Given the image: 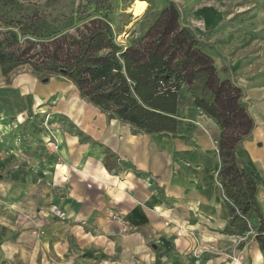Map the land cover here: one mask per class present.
I'll use <instances>...</instances> for the list:
<instances>
[{
    "label": "crops",
    "instance_id": "1",
    "mask_svg": "<svg viewBox=\"0 0 264 264\" xmlns=\"http://www.w3.org/2000/svg\"><path fill=\"white\" fill-rule=\"evenodd\" d=\"M122 2L111 0L116 20L123 13ZM150 2L156 11L166 5V0ZM114 25L124 30L131 23ZM28 79L17 86L28 83L32 94L43 87L32 75ZM26 93L0 87V264H43L49 250L42 238L59 237V220L71 227L66 235L70 231L89 241L111 238L109 246L115 245L130 264H235L219 253L220 241L232 245L234 239L219 233L229 216L217 178L220 158L214 142L220 129L212 119L193 107H181L176 134L132 135L116 120L107 127L98 109L81 106L77 99L53 106L68 122L54 116L51 107H39L47 108L49 130L37 127L38 132L28 136L16 130L28 117ZM50 97L42 99L46 103ZM244 100L257 125L244 152L248 164L262 175L264 125L258 121H264V92L252 106L247 97ZM44 136H50L52 147L43 145ZM27 138L28 145H21ZM255 142L263 147L257 149ZM28 148L42 155L41 163L27 156ZM155 182L165 190L163 198L157 197ZM44 222L49 228L43 232ZM156 241L161 244L159 255L152 245ZM58 244L51 245L52 256ZM251 250V255L247 249L239 254L241 263L250 259L251 264H263L257 243Z\"/></svg>",
    "mask_w": 264,
    "mask_h": 264
},
{
    "label": "trees",
    "instance_id": "2",
    "mask_svg": "<svg viewBox=\"0 0 264 264\" xmlns=\"http://www.w3.org/2000/svg\"><path fill=\"white\" fill-rule=\"evenodd\" d=\"M76 1L46 0L43 5L41 0H0V9L5 10L1 12H7L9 6L24 12L34 6L42 8L44 15L32 19L35 23L45 20L49 29L73 21L48 36L53 39L49 44L42 45L52 47L51 52L47 50L51 61L47 70L30 74L38 80L54 78L70 83L82 101L108 120L128 125L132 135L176 134L178 109L184 105L212 119L221 131L217 178L229 216L224 234L245 231V221L255 217L254 239L264 251V214L257 201L260 186L243 167L240 154L245 153L243 146L257 127L242 88L232 76L219 78L205 44L182 22V10L173 0H166L159 11L147 10L141 17L146 26L143 35L123 49L114 43L111 26L116 14L111 0L108 14L85 24L86 34L78 40L69 34L59 36L78 23L75 20L82 4ZM5 40L7 46L15 45L16 34Z\"/></svg>",
    "mask_w": 264,
    "mask_h": 264
},
{
    "label": "rangeland",
    "instance_id": "3",
    "mask_svg": "<svg viewBox=\"0 0 264 264\" xmlns=\"http://www.w3.org/2000/svg\"><path fill=\"white\" fill-rule=\"evenodd\" d=\"M29 1L33 2L34 0ZM109 1L110 0H107L106 3H101L104 1L99 0L76 1L77 5L79 3L82 4L79 15L75 20L78 21V23L64 31V33H61L59 36L69 34L72 39L78 40L82 35L86 34L84 28L85 24L90 23L92 20L102 19L98 17V15L106 16L108 14V7H110L108 4ZM133 1L134 0L123 1V13L119 15L120 19H114L113 21L118 24H121V22H128L131 23V25L124 30L117 29L114 24L111 26L114 43L122 49L125 46L136 43L146 29L142 18L139 20H133L132 15L128 11V7ZM143 1L147 3V10L153 9V3L149 4L147 2L148 0ZM174 2L182 10V22L191 26L199 36L200 40L205 44V51L212 56L219 78H231L232 75V78L238 86L242 88L245 97H247L251 106L254 101L261 100V94L264 92V0H174ZM41 3L45 5L46 0H41ZM41 10L42 8L38 7L37 9V6L26 10V12L13 6H9L7 12H1L5 10L0 9V87L13 89L17 92L27 90L26 102L29 106V112L26 116L28 117L24 123H22L21 127H16V130L19 133L22 132L21 134H28V136H33V133L38 132L37 127L49 130L47 128V108L45 111H39V107H51V110L57 113L54 116L59 117L60 120L62 119L65 122H68L65 115L62 114L61 111H56L53 106L56 105L57 102L60 103L62 101L65 103L68 100L77 102V99H80L73 85L54 78H51L47 83H42V80L36 79L37 86L43 87L38 88L37 90L40 89L39 91H36V88H34L35 98L34 94H32L33 91L29 93L33 87L31 88L28 83L17 86L18 81L29 80L28 77L31 76L30 73L32 71L39 73L47 70L48 66L51 64V61L47 59V50L51 52L52 47L47 49L46 47L43 48L42 45L49 44L53 39H48V36L56 31H61L60 27L73 24V21L66 20L63 22V25H54L53 29H49V25L45 20L37 21L35 23L33 20L34 18L36 19L39 16L44 15L41 13ZM147 10L146 13L148 12ZM34 13L35 16H32ZM32 17L34 18L32 19ZM12 34H16V44L7 46L5 39L10 38ZM120 36L122 37L120 38ZM128 40L130 41V44ZM118 55L119 54H116L117 57ZM25 87H27V89H25ZM258 95L260 96L258 97ZM49 96L51 97L45 103L43 99H47ZM80 101L82 102L81 106L87 104L81 99ZM258 105L259 104H257V106ZM181 107L185 108L191 106L184 105ZM181 107H179V109ZM36 111L38 113H36ZM50 113V110H48V114ZM105 120L108 127L109 121L116 119L108 120L105 116ZM258 123L264 125V121H258ZM45 133L47 134L48 132L45 131ZM220 133L218 139L214 142V147L218 155ZM48 138L49 141H46ZM90 140L95 145L100 146L101 144L93 139ZM28 141V138L27 141L22 139L20 144L28 145ZM42 142L44 146L52 147L53 145L50 136H44ZM252 142L253 135L245 143L243 150L245 151L246 145ZM254 144L257 149L263 147L261 142H255ZM27 150L28 157H35L39 160L38 163H41L40 159L42 155L40 153L32 154L34 151H29V148ZM240 154L243 158V167L259 182L261 192L257 195V201L264 214V173L259 175V172L255 170V167L248 164V159L245 156V153L242 154V152H240ZM170 158L173 163H176V153L172 152ZM115 159L118 158L112 156V160L114 161ZM14 160H16V158H14ZM24 164L25 163H23V165ZM219 186L222 200L225 202L220 183ZM155 187L157 197L163 198L166 196L165 190L159 188L156 182ZM245 222L247 229L243 232L233 235L224 234V229L219 232L220 235L234 239V241H230L232 245L227 244L226 241H220L221 248L219 253L231 263L242 264L239 254L247 249L249 255H251V247L253 244L255 245L257 243L254 239L257 229L256 218L250 217ZM55 225L59 228V237H52V240L47 236H43L42 238L43 247L48 248L49 250L48 253L44 254L43 264H45L44 261H47L49 264H130V262H125L124 259H122V254L116 250V247H114L115 245L109 246V240L111 238H107L108 240L98 239V241H89L82 239L79 235H72L70 231H68V234L71 235H66V231L71 227H63L60 220L59 223H56ZM42 227L44 228V232L45 229L49 228V224L44 222ZM77 230L82 231L81 228H77L76 231ZM81 234L84 236L90 235L83 231ZM56 241L59 243V247L55 246L57 252H53L52 256L50 254V247L51 245L56 244ZM152 245H154L155 253L159 255L161 253V244L156 241L153 242ZM262 253L264 254V251H262ZM244 264H251L250 259L245 261Z\"/></svg>",
    "mask_w": 264,
    "mask_h": 264
},
{
    "label": "bare ground",
    "instance_id": "4",
    "mask_svg": "<svg viewBox=\"0 0 264 264\" xmlns=\"http://www.w3.org/2000/svg\"><path fill=\"white\" fill-rule=\"evenodd\" d=\"M147 10V3L143 0H135L129 7L128 11L132 15L133 20H139ZM209 20V19H208ZM208 23V22H207ZM122 36H120L121 38ZM76 106L75 103L72 104V109ZM71 109V112H72ZM19 120H22L21 117H18ZM255 159V158H254ZM260 161V160H259ZM63 173V172H62ZM61 173V174H62ZM65 173V172H64ZM48 176V175H47Z\"/></svg>",
    "mask_w": 264,
    "mask_h": 264
},
{
    "label": "water",
    "instance_id": "5",
    "mask_svg": "<svg viewBox=\"0 0 264 264\" xmlns=\"http://www.w3.org/2000/svg\"><path fill=\"white\" fill-rule=\"evenodd\" d=\"M50 81V79H43L42 80V83H47V82H49Z\"/></svg>",
    "mask_w": 264,
    "mask_h": 264
},
{
    "label": "built area",
    "instance_id": "6",
    "mask_svg": "<svg viewBox=\"0 0 264 264\" xmlns=\"http://www.w3.org/2000/svg\"><path fill=\"white\" fill-rule=\"evenodd\" d=\"M46 141H49V138H48V139H46Z\"/></svg>",
    "mask_w": 264,
    "mask_h": 264
}]
</instances>
